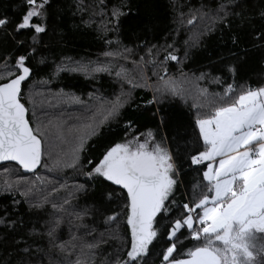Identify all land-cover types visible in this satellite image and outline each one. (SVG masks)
Instances as JSON below:
<instances>
[{
    "label": "trees",
    "instance_id": "trees-1",
    "mask_svg": "<svg viewBox=\"0 0 264 264\" xmlns=\"http://www.w3.org/2000/svg\"><path fill=\"white\" fill-rule=\"evenodd\" d=\"M22 2L0 0V14L13 17L14 6ZM40 3L43 0H37ZM44 11L46 17L33 22H43L46 32L34 44L28 41L27 31L13 38L0 30V82L15 71L17 55L32 52L33 75L22 85L21 102L28 109L30 125L36 127L33 121H37L49 131L44 147L51 156L43 158L49 163L67 150L56 140L49 120L85 110L81 105L53 106L54 96L62 91L79 96L88 109L117 95L124 100L119 119L91 139L85 155L95 158L107 146L127 138L124 125L129 120L140 133L152 130L157 142L163 140L167 147L187 141L181 151L190 150L196 140L192 122L197 116L211 114L215 106L244 91L264 87V39L259 38L264 36V0H50ZM234 38L238 45L233 44ZM17 40L24 46L18 48ZM237 46L244 51L233 55ZM125 48L132 51L125 53ZM169 54L176 55L177 62L165 60ZM98 66L107 71L93 72ZM229 67L235 71L229 72ZM169 76L182 92L145 107L146 101L159 98L160 78ZM189 81L194 83L190 86ZM229 84L232 91L226 98ZM199 90L206 92L201 96ZM203 170V166L181 170L180 183L167 203L172 219H182L183 203L191 206L207 194ZM86 171L87 165L51 172L39 167L35 173H24L15 163L0 164V264L22 260L25 264H116L123 259L130 244L126 193L115 186L106 188L111 195L101 203L98 196L79 187H92ZM193 213L197 217L198 209ZM166 220L161 219V231ZM248 241L264 246V234H253ZM174 242L178 258H186L187 250L203 240L193 241L182 229ZM88 244L96 247L87 248ZM164 246L163 237L154 241L143 264H160ZM24 248L29 249L27 254Z\"/></svg>",
    "mask_w": 264,
    "mask_h": 264
},
{
    "label": "snow or ice",
    "instance_id": "snow-or-ice-1",
    "mask_svg": "<svg viewBox=\"0 0 264 264\" xmlns=\"http://www.w3.org/2000/svg\"><path fill=\"white\" fill-rule=\"evenodd\" d=\"M49 3L50 0H43L40 4L37 0H23L21 5L14 6L13 17L0 14V30H5L4 34L13 38L27 31L30 33L28 41L36 43L38 35L46 32V26L33 20L46 17L44 8ZM192 22L188 21L189 24ZM10 24L12 28L8 29ZM259 38L264 39V36ZM232 42L238 45L235 38ZM16 44L19 48L25 42L17 40ZM123 51L129 53L132 49ZM242 51L244 49L237 46V53L233 55ZM31 55L32 52L17 55L15 71L9 72L7 78L0 82V162H14L27 173H35L38 167L51 172L65 167L80 169L87 165L85 179L92 187L89 189L84 184L79 187L84 193L91 191L93 197L98 196L101 203L111 195L104 189L111 190L115 186L123 190L126 193L130 244L123 259L118 258L116 264H143L150 254V246L159 237L166 241L159 254L160 264H264V246L250 244L247 239L250 233L264 234V87L244 91L234 100L215 106L211 114L197 116L192 122L196 140L190 150L181 151L187 141L165 147L163 140L157 142L156 133L152 130L140 133L129 120L124 125L127 138L107 146L95 158L85 155L90 150V141L102 134V127L119 119L125 107L124 100L117 95L115 99L88 109L79 96L62 91L54 96L53 106L81 105L85 110L79 114L62 113L55 120H49L56 140L67 145L63 155L49 163L43 159L51 156L49 149L44 147V138L49 131L37 121H33L36 127L30 125L26 118L28 109L21 102L25 98L22 85L33 75L29 63ZM164 59L178 60L172 54ZM92 71L100 73L107 69L98 66ZM228 71L234 72L235 68L229 67ZM128 83L132 84V81ZM193 83L189 81L190 86ZM199 91L201 96L206 92ZM230 91L231 84L227 86L224 97L227 98ZM181 92L171 76L167 79L161 77L156 85L159 98L146 101L145 107L158 105L162 99L175 97ZM192 107L197 106L193 104ZM159 121L163 123L164 117L160 116ZM186 166L192 169L203 166L207 194H202L191 206L183 203L180 206L184 213L182 219H172L166 202L172 198L180 183L181 170ZM237 180L242 184L238 185ZM20 194L28 195L27 192ZM197 209L200 210L198 217H194L193 212ZM163 218H167L166 227L161 231ZM233 220L235 228L232 227ZM182 229L190 233L193 241L203 240L202 244L187 250V258H178L174 242ZM221 229H224L223 233ZM86 247L94 248L96 245L88 244ZM22 252L27 254L29 249L24 248ZM21 264L25 261L22 260Z\"/></svg>",
    "mask_w": 264,
    "mask_h": 264
},
{
    "label": "rangeland",
    "instance_id": "rangeland-1",
    "mask_svg": "<svg viewBox=\"0 0 264 264\" xmlns=\"http://www.w3.org/2000/svg\"><path fill=\"white\" fill-rule=\"evenodd\" d=\"M164 146L167 147L166 145H164ZM237 182H238V185H239V184H242V182L239 181V180H237ZM220 187H223V184H221ZM166 203H168V202H166ZM199 211H200V210L198 209V213H199ZM193 216L196 217V215H195L194 213H193ZM197 217H198V216H197ZM196 227H197V226H196ZM232 227H233V228L236 227L235 220H233V222H232ZM223 231H224V229H221V233H223ZM252 237H253V234L250 233V234L248 235L247 238H248V239H251Z\"/></svg>",
    "mask_w": 264,
    "mask_h": 264
},
{
    "label": "water",
    "instance_id": "water-1",
    "mask_svg": "<svg viewBox=\"0 0 264 264\" xmlns=\"http://www.w3.org/2000/svg\"><path fill=\"white\" fill-rule=\"evenodd\" d=\"M26 118H27V114H26ZM7 162H10V161H4V162H0V164H3V163H7ZM12 163H14V162H12ZM39 168V167H38ZM22 170V169H21ZM22 172H24L23 170H22ZM24 173H27V172H24ZM135 215V213H133V216ZM187 258V257H186Z\"/></svg>",
    "mask_w": 264,
    "mask_h": 264
},
{
    "label": "built area",
    "instance_id": "built-area-1",
    "mask_svg": "<svg viewBox=\"0 0 264 264\" xmlns=\"http://www.w3.org/2000/svg\"><path fill=\"white\" fill-rule=\"evenodd\" d=\"M197 226V225H196ZM198 227V226H197Z\"/></svg>",
    "mask_w": 264,
    "mask_h": 264
},
{
    "label": "crops",
    "instance_id": "crops-1",
    "mask_svg": "<svg viewBox=\"0 0 264 264\" xmlns=\"http://www.w3.org/2000/svg\"><path fill=\"white\" fill-rule=\"evenodd\" d=\"M237 184H238V182H237Z\"/></svg>",
    "mask_w": 264,
    "mask_h": 264
}]
</instances>
